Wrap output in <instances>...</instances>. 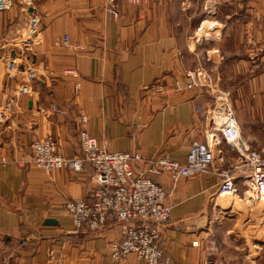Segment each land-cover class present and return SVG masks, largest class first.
<instances>
[{"label": "crops", "instance_id": "1", "mask_svg": "<svg viewBox=\"0 0 264 264\" xmlns=\"http://www.w3.org/2000/svg\"><path fill=\"white\" fill-rule=\"evenodd\" d=\"M0 2L7 4L0 6V264H145L135 254L112 259L117 225L80 231L65 212L69 201L93 199L90 164L52 173L32 164L37 139L80 156L84 115L100 145L139 153L134 170L145 175L158 158L185 163L192 143L213 140L211 174L153 178L172 206L164 230L172 264H221L210 259L218 248L208 242L221 212L237 202L222 203L218 174L238 155L211 117L228 96L245 141L264 151V0H152L144 7L123 0L118 20L105 0ZM64 36L70 46L56 45ZM8 56L25 68L18 79L7 76ZM72 67L78 77L67 73ZM196 71L205 84L177 90Z\"/></svg>", "mask_w": 264, "mask_h": 264}, {"label": "built area", "instance_id": "2", "mask_svg": "<svg viewBox=\"0 0 264 264\" xmlns=\"http://www.w3.org/2000/svg\"><path fill=\"white\" fill-rule=\"evenodd\" d=\"M122 1L105 0L106 9L116 20L119 19ZM125 1L133 7H141L151 0ZM56 45L70 46V38L64 36ZM67 73L78 77L75 67ZM189 77L190 81L185 85L176 83L177 90H190L203 86L206 82L200 72L191 73ZM22 91L29 93L28 87H23ZM53 111L65 114L59 108H54ZM211 118L223 141L238 155V162L233 169L218 174L222 179L219 193L230 196L237 194L238 179L248 183L256 195L264 196V154L252 150L245 141L228 96L220 101ZM87 123V117L82 116L79 131L82 151L80 156L65 157L58 152L53 140L37 139L31 145L32 164L47 173L62 169L81 172L90 164L96 183L93 199L90 202L73 200L65 204V211L72 219L75 229L94 231L117 225L120 240L110 247L114 261H121L128 255L135 254L146 264L168 263L162 231L171 221L172 206L168 203L167 192L153 176L168 175L172 181L177 182L184 178L211 174L217 159L213 140L192 143L185 163L168 155L158 158L153 162L151 175H145L134 170L133 163L141 160L139 153L111 151L106 141L100 145L89 133Z\"/></svg>", "mask_w": 264, "mask_h": 264}, {"label": "rangeland", "instance_id": "3", "mask_svg": "<svg viewBox=\"0 0 264 264\" xmlns=\"http://www.w3.org/2000/svg\"><path fill=\"white\" fill-rule=\"evenodd\" d=\"M150 2L147 5H149ZM4 63L8 66L10 71L7 72V76L9 77L10 75V79H18L19 69L18 66H16L17 62H11L10 56H8ZM198 72L204 74L202 71H196L193 72V74H198ZM204 77L206 78L205 75ZM229 100L232 104V100L230 98ZM252 150L264 154V151H262L261 148H253ZM220 181H222V179H220ZM236 186L238 193L231 196L227 195L225 197H222L219 193L218 187V194L222 203L229 204V202H231V204H234L235 201L237 204L234 209L232 207V210H228V213L226 212L227 214L221 212V215L216 220V223H214V234L208 243L209 245L215 244L218 250H211L215 252V254L210 252V259L221 264H231L232 262L241 264H264V196L261 197L256 195V193L249 188L248 183L242 182L238 185L236 184ZM170 222L166 225V227L170 224ZM164 230L165 229L162 231V238L165 243V258L169 259V262L166 264H172L171 257L166 253Z\"/></svg>", "mask_w": 264, "mask_h": 264}, {"label": "bare ground", "instance_id": "4", "mask_svg": "<svg viewBox=\"0 0 264 264\" xmlns=\"http://www.w3.org/2000/svg\"><path fill=\"white\" fill-rule=\"evenodd\" d=\"M7 4L5 2H0V6H6ZM225 196H227L226 194H223Z\"/></svg>", "mask_w": 264, "mask_h": 264}, {"label": "water", "instance_id": "5", "mask_svg": "<svg viewBox=\"0 0 264 264\" xmlns=\"http://www.w3.org/2000/svg\"><path fill=\"white\" fill-rule=\"evenodd\" d=\"M24 69H25L24 67H21V68L19 67V70L22 72L24 71Z\"/></svg>", "mask_w": 264, "mask_h": 264}]
</instances>
